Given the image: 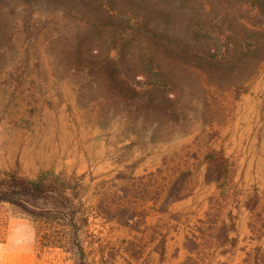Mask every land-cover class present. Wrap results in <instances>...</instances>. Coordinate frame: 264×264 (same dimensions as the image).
Instances as JSON below:
<instances>
[{"label": "rangeland", "instance_id": "1", "mask_svg": "<svg viewBox=\"0 0 264 264\" xmlns=\"http://www.w3.org/2000/svg\"><path fill=\"white\" fill-rule=\"evenodd\" d=\"M59 47L47 30L32 41L19 36L0 44V171L78 179L76 200L89 211L83 238L90 261L100 250L108 264H264V63L238 97L217 95L206 116L198 105L185 122L147 128L107 109L103 93L69 71ZM207 147L228 157L225 183L205 181ZM165 158L169 168L191 172L187 197L164 213L145 201V224L134 231L93 213L117 175L154 171ZM207 212L233 224L232 242L215 245L207 228L194 238ZM42 222L0 201V264H73L37 235L47 227Z\"/></svg>", "mask_w": 264, "mask_h": 264}, {"label": "trees", "instance_id": "2", "mask_svg": "<svg viewBox=\"0 0 264 264\" xmlns=\"http://www.w3.org/2000/svg\"><path fill=\"white\" fill-rule=\"evenodd\" d=\"M46 30L58 53L69 55V71L84 74L107 109L117 107L147 128L185 122L198 105L206 116L217 95L238 97L264 63V0H0V44L19 36L32 41ZM203 163L206 182L227 181L230 163L222 150L207 147ZM190 175L169 168L167 158L154 171L117 175L93 213L139 230L144 202L151 201L150 211H168L190 194ZM74 180L48 170L35 178L2 170L0 201L46 223L37 235L69 253L73 264H108L100 250L98 260H89L83 238L89 211L76 200L81 185ZM206 214L194 238L207 228L215 245L232 242L233 224Z\"/></svg>", "mask_w": 264, "mask_h": 264}]
</instances>
